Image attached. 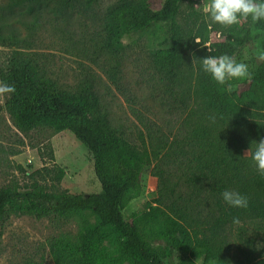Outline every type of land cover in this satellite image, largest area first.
I'll return each mask as SVG.
<instances>
[{
    "label": "trees",
    "instance_id": "trees-1",
    "mask_svg": "<svg viewBox=\"0 0 264 264\" xmlns=\"http://www.w3.org/2000/svg\"><path fill=\"white\" fill-rule=\"evenodd\" d=\"M184 1L165 0L159 10L125 1L108 14L109 50H118L134 34L164 26L153 63L167 80L166 118L178 125L169 121L164 130L151 122L140 146L114 122L96 92L60 88L23 52L15 51L0 72V85L15 89L4 93L17 128L25 134L41 127L71 132L91 153L101 186L98 193L50 191L66 172L48 146L39 152L43 161L49 160L42 168L29 173L19 166L31 181L29 188L0 187V223L13 213L80 219L89 213L96 218L94 225L79 222L75 236L62 234L49 241L54 264H96L93 250L108 227L121 239V263L233 264L234 235L247 224L264 221V177L258 175L250 152L251 143L264 137V62L249 77L232 80L230 87L211 80L199 62L192 64L194 55L237 59L247 45L264 38V22L243 19L223 28L195 13L193 23L182 29L176 17ZM213 33H220L223 41L208 47ZM0 43L19 45V36L0 27ZM148 169L160 178L167 195L127 221L124 201L131 184L112 177ZM225 189L246 195L249 206L229 207L221 196ZM236 264H264V258L236 257Z\"/></svg>",
    "mask_w": 264,
    "mask_h": 264
},
{
    "label": "rangeland",
    "instance_id": "rangeland-1",
    "mask_svg": "<svg viewBox=\"0 0 264 264\" xmlns=\"http://www.w3.org/2000/svg\"><path fill=\"white\" fill-rule=\"evenodd\" d=\"M125 1L159 10L165 0H76L70 4L58 0H19V3L0 0V27L19 36V45L0 43V72L7 68L15 51L23 52L60 88L69 92L85 89L96 92L114 122L140 146L141 139L148 136L151 122H157L164 130L169 128V121L173 127L178 124L177 120L166 118L167 80L153 63L164 26L155 25L126 38L116 51L109 50L105 44L109 11ZM206 2H182L176 17L177 27L188 28L195 20L194 14L203 13ZM263 44L264 38L247 45L235 60L247 64L249 72L255 70L264 62L258 55L264 49ZM5 103L6 95L0 92V187L29 188L31 181L19 166L29 173L42 168L49 160L43 161L39 152L51 146L56 163L65 170L66 176L57 186L49 187L50 191L75 194L101 191L92 155L81 141L69 131L56 133L49 127L25 134L17 128ZM14 151L20 154L12 156ZM112 179L131 184L124 201L127 221L167 195L164 184L153 175L152 169L142 174L122 172ZM80 218L7 215L0 223V264H54L49 249L53 237L75 236L79 222L86 220L90 225L97 222L89 213ZM234 241L230 253L233 264L236 257L263 259L264 221L243 226L234 235ZM120 248L121 239L113 227H108L93 250L96 264H131L119 261Z\"/></svg>",
    "mask_w": 264,
    "mask_h": 264
},
{
    "label": "clouds",
    "instance_id": "clouds-1",
    "mask_svg": "<svg viewBox=\"0 0 264 264\" xmlns=\"http://www.w3.org/2000/svg\"><path fill=\"white\" fill-rule=\"evenodd\" d=\"M202 10L208 20L223 28L237 25L242 19H250L253 23L264 22V0H208ZM258 55L264 59V49H260ZM197 62L200 71L218 85L230 87L232 80L250 76L247 64L238 62L227 54L209 55L204 58L194 55L192 64L195 65ZM14 91L12 85L0 86V92ZM250 152L252 164L258 175L264 177V137L251 143ZM221 196L229 207L246 209L249 206L248 197L239 191L225 189ZM233 222H238V217H233Z\"/></svg>",
    "mask_w": 264,
    "mask_h": 264
},
{
    "label": "built area",
    "instance_id": "built-area-1",
    "mask_svg": "<svg viewBox=\"0 0 264 264\" xmlns=\"http://www.w3.org/2000/svg\"><path fill=\"white\" fill-rule=\"evenodd\" d=\"M211 36H212L211 41L207 44L208 47L211 46L212 41H214V42L223 41V37H222V35L220 33H213ZM197 41H199V40H197Z\"/></svg>",
    "mask_w": 264,
    "mask_h": 264
}]
</instances>
